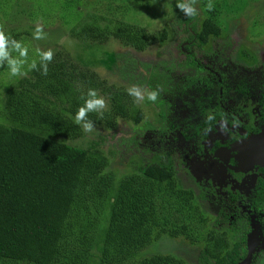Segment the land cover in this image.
<instances>
[{
  "label": "trees",
  "instance_id": "16d2710c",
  "mask_svg": "<svg viewBox=\"0 0 264 264\" xmlns=\"http://www.w3.org/2000/svg\"><path fill=\"white\" fill-rule=\"evenodd\" d=\"M147 1L0 0V30L27 44L29 59L36 58L31 32L15 22L38 15L59 24L47 46L54 56L46 76L29 71L17 79L0 67V264H184L172 252L144 248L161 239L198 240L191 224L204 219L169 165L143 148L141 162L117 174L110 168L116 150L103 149L108 135H91L96 127L113 128L118 118L141 122V109L105 71L122 75L134 59L108 46L141 51L150 39L163 41L164 28L149 35L128 15L133 5L147 11ZM175 4L169 9L182 22L197 25L198 16H183ZM214 15L207 10L201 19L194 34L199 42L219 35ZM161 79L149 73L148 90L158 93ZM88 88L103 95L108 108L102 117L88 114L94 131L84 133L72 115ZM221 240H206L198 263L233 264L238 243L219 257Z\"/></svg>",
  "mask_w": 264,
  "mask_h": 264
},
{
  "label": "flooded vegetation",
  "instance_id": "af4514ba",
  "mask_svg": "<svg viewBox=\"0 0 264 264\" xmlns=\"http://www.w3.org/2000/svg\"><path fill=\"white\" fill-rule=\"evenodd\" d=\"M197 16V25L186 24L180 58L172 65V75L162 77L157 100L151 102L156 139L147 136L150 144L144 147L171 167L204 221H210L206 240L222 237L220 252L215 248L214 253H233L238 243L243 253L233 264L247 256L246 264H256L254 248L264 254V167L248 150L260 142L264 148V50L256 49L260 43L251 38L245 50L237 28L227 35L220 29L216 37L199 42L194 34L205 15ZM249 35L258 34L250 30ZM164 80L170 81L168 87ZM209 113L213 121L206 120ZM221 119L228 122L225 134L219 130ZM142 140L138 147H143Z\"/></svg>",
  "mask_w": 264,
  "mask_h": 264
},
{
  "label": "rangeland",
  "instance_id": "374dc122",
  "mask_svg": "<svg viewBox=\"0 0 264 264\" xmlns=\"http://www.w3.org/2000/svg\"><path fill=\"white\" fill-rule=\"evenodd\" d=\"M147 2V11L133 5L128 15L133 21L138 18L140 24L146 26L148 29L149 35L164 28L166 32L163 41L156 38L150 39L148 45L141 51H134L131 48L123 49L113 44L108 46L110 50L124 52L126 56L129 53V55L134 58L133 62L128 63V68L125 67V72L122 75L115 69L111 72L105 71L107 78L111 80L110 82L122 86L125 92L126 89L133 84L138 85L142 89H148L146 81L149 73L154 74L156 72L161 75V77H170L173 73L172 65L174 61L180 58L178 55L180 48L179 44H181L185 38L182 34L183 30L186 29V23L182 22L184 20L183 17L175 14L173 10L169 9V4L175 3L176 0H148ZM205 2L208 3V0H196L195 3L197 11L201 15H206L207 12V9L204 7L207 4ZM213 3L215 6L212 8V12L215 14V21H218L221 30L224 31L226 35L230 33L232 29L237 28L239 29V40L242 41L245 50H248V43L246 42H248L250 38L259 41L260 44H255L256 49L261 51L264 50V0H212V4ZM22 16L23 17L18 19L15 24L22 29L27 28L29 32L32 31L36 22H42L43 30L49 33L40 41H33L31 35L28 36L30 40L28 44L33 47L38 46L41 50L47 49V46L55 39L52 35L59 31L58 21L49 24L46 21L43 23L38 15L35 20H30L26 15ZM250 30H256V34L258 35L256 37H251L249 35ZM101 68L102 67H99L98 69L101 71ZM99 73L103 75V71ZM169 84L170 81H165L166 87H168ZM130 98L133 100L132 97ZM135 104L141 109V122L133 124L129 119L118 118L119 120L116 121L113 128L105 129L96 127L98 129V131H96L97 134H91L94 139L99 133L108 135L106 137L107 142L105 141L103 149L108 153L116 150L115 153H113V157H111L112 162L110 168L117 172V174L130 170L132 166L135 168V166L139 164L138 162H141L139 156L146 154L143 150H141V152L140 148H147L144 146L150 144L147 141L148 139H146L147 136L152 140L156 139L153 135L155 136V118L157 116L153 103L145 99L142 102L137 101ZM87 135L88 134H86L84 138L78 140V142L86 141ZM131 135L134 137L136 136V141L135 145L133 144L130 146L128 142L125 144L123 141L130 137L134 139ZM142 138V141H146L143 142V147H138V140ZM195 180H197V176ZM202 217H204V215H202ZM210 225L211 223L209 220H207V222H202V224L198 221L194 222L193 227L191 224L195 236L199 237L195 243H191L187 239L181 237L161 239L157 240L153 245L144 248V252L146 251L145 253H147L149 250L172 252L174 255H177L184 264H199V252L206 242V235L208 231H210ZM260 234L264 237V233ZM259 249L260 247L254 248L253 256L256 264H264V254H261Z\"/></svg>",
  "mask_w": 264,
  "mask_h": 264
},
{
  "label": "clouds",
  "instance_id": "9594fccd",
  "mask_svg": "<svg viewBox=\"0 0 264 264\" xmlns=\"http://www.w3.org/2000/svg\"><path fill=\"white\" fill-rule=\"evenodd\" d=\"M196 0H176V9L187 18H194L198 15L195 6ZM211 11L213 8L212 0L204 6ZM46 36L42 27V22H36L31 31V39L33 41L43 40ZM36 58L29 59V47L20 39L13 38L10 34L0 30V67H5L7 74L12 78H23L29 71H38L40 75L48 74V65L52 62L54 51L51 48L41 50L38 46L34 49ZM127 94L133 98V103L137 101L155 102L157 100V91L155 89H142L138 85L133 84L126 89ZM80 104L72 115V122L79 126L84 133L94 131L93 121L88 118L89 113H96L98 117H102L108 108V103L103 95H100L94 88H88L85 93L81 94ZM215 119L212 113L206 116L207 121ZM233 127L237 126V121L233 119ZM219 130L222 134L229 131L227 120L219 121ZM211 131V128L205 129V133Z\"/></svg>",
  "mask_w": 264,
  "mask_h": 264
},
{
  "label": "water",
  "instance_id": "95a60500",
  "mask_svg": "<svg viewBox=\"0 0 264 264\" xmlns=\"http://www.w3.org/2000/svg\"><path fill=\"white\" fill-rule=\"evenodd\" d=\"M262 141H264V137H262ZM254 142L257 141L254 140ZM260 143L256 144L255 148H250V150H248V155H251L252 157L254 156L253 161H259L263 163V167H264V148ZM243 261L240 264H246L247 263L246 261H248V256Z\"/></svg>",
  "mask_w": 264,
  "mask_h": 264
}]
</instances>
